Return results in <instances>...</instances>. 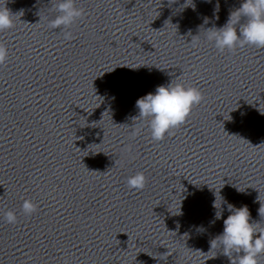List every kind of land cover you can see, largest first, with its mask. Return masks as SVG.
<instances>
[{
  "label": "clouds",
  "instance_id": "clouds-1",
  "mask_svg": "<svg viewBox=\"0 0 264 264\" xmlns=\"http://www.w3.org/2000/svg\"><path fill=\"white\" fill-rule=\"evenodd\" d=\"M7 2L8 0H3V5L0 6V33L15 26L17 14L6 6ZM50 4V11L57 12L58 15L48 21V27L62 29L63 39L71 40L73 35L69 29L84 17V9L78 8L75 0H50ZM189 6L194 7L192 0L191 3L185 0L183 7ZM205 39L213 43L220 52H233L245 46L264 48V0H242L240 7L230 13L224 26L206 30ZM192 43L196 47L198 41L193 40ZM8 56L6 45L0 42V66L6 64ZM203 99V94L197 87L171 81L167 85L157 86L155 93L150 92L136 101L139 115L133 120L146 122L152 140L162 141L166 135H172L174 130L185 123L193 108L200 105ZM133 128L132 135H138L140 127L133 125ZM146 182L145 175L138 172L128 177L127 186L130 189H143ZM21 208L24 215L31 216L36 212L37 205L32 200L25 199ZM227 209L230 215L223 220V232L211 241V248L218 246L222 254L229 257L231 264H259V258L264 256V228L258 229L260 223L251 221L247 206L235 208L228 204ZM259 214L264 219L262 205ZM221 218V213H217L216 219ZM4 220L8 224H15L17 215L9 210L4 213Z\"/></svg>",
  "mask_w": 264,
  "mask_h": 264
}]
</instances>
